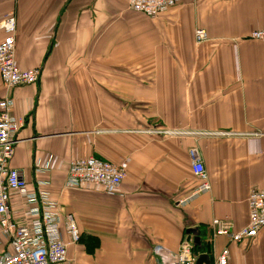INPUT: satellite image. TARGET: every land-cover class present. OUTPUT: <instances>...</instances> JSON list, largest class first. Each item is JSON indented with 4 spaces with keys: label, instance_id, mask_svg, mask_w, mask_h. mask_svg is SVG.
<instances>
[{
    "label": "crops",
    "instance_id": "obj_1",
    "mask_svg": "<svg viewBox=\"0 0 264 264\" xmlns=\"http://www.w3.org/2000/svg\"><path fill=\"white\" fill-rule=\"evenodd\" d=\"M8 15L18 67L41 71L12 91L0 79V102L9 96L27 122L11 167L30 189L48 182L61 213L75 216L73 264H156V247L177 254L188 236L211 262L228 247L229 264H264V228L213 246L209 226L245 228L250 192H264V44L248 39L264 29V0H181L156 19L129 0H0V21ZM192 148L211 191L180 204L197 186ZM88 156L124 166L115 195L65 187L71 161ZM13 207L22 220L23 205Z\"/></svg>",
    "mask_w": 264,
    "mask_h": 264
},
{
    "label": "built area",
    "instance_id": "obj_2",
    "mask_svg": "<svg viewBox=\"0 0 264 264\" xmlns=\"http://www.w3.org/2000/svg\"><path fill=\"white\" fill-rule=\"evenodd\" d=\"M181 0H129L130 10L150 19L177 6ZM16 20L8 15L0 21V79L4 87L15 88L35 84L40 69L22 70L16 63ZM249 39L264 44V29L251 32ZM195 44L202 45L209 40L204 29H197ZM14 100L9 96L0 102V264H73L69 247L80 243L81 232L73 214H63L60 203L44 188L49 184L38 177L34 188L11 167L17 146V136L26 126L25 119L15 116ZM158 133V131H154ZM162 133V132H161ZM226 135V134H223ZM191 169L196 188L190 196L181 201L186 204L193 198L211 191L204 160L198 148L189 150ZM37 176L47 174L51 169L50 160L37 162ZM126 177L124 166L112 164L88 156L71 161L67 171L65 187L68 189H102L108 195H115ZM18 200L25 210L19 221L14 212V201ZM249 208L248 225L235 231L232 223L225 219H214L210 223L211 241L224 237L229 243L242 244L254 239L264 228V192L252 190L247 199ZM194 239L188 236L180 244L177 254L158 246L154 250L156 264H197ZM230 250L224 248L214 256L210 264H229Z\"/></svg>",
    "mask_w": 264,
    "mask_h": 264
},
{
    "label": "water",
    "instance_id": "obj_3",
    "mask_svg": "<svg viewBox=\"0 0 264 264\" xmlns=\"http://www.w3.org/2000/svg\"><path fill=\"white\" fill-rule=\"evenodd\" d=\"M195 232V230L194 229H190V230H188V234L189 235H191V234H193ZM195 244H197L198 246L200 245L199 244V238H196L195 239ZM211 263V259H210V257H209V255H207V254H203V255H201V256H199V258H198V260H197V264H210Z\"/></svg>",
    "mask_w": 264,
    "mask_h": 264
},
{
    "label": "rangeland",
    "instance_id": "obj_4",
    "mask_svg": "<svg viewBox=\"0 0 264 264\" xmlns=\"http://www.w3.org/2000/svg\"><path fill=\"white\" fill-rule=\"evenodd\" d=\"M249 39V38H248ZM251 40V39H250ZM86 189V188H85ZM87 189H89V188H87ZM82 190H84V189H82ZM213 221V220H212ZM88 239V238H87ZM80 242H81V239H80ZM79 245V244H78ZM98 261H99V263H102V261H101V259H98ZM78 264H80V263H78Z\"/></svg>",
    "mask_w": 264,
    "mask_h": 264
},
{
    "label": "trees",
    "instance_id": "obj_5",
    "mask_svg": "<svg viewBox=\"0 0 264 264\" xmlns=\"http://www.w3.org/2000/svg\"><path fill=\"white\" fill-rule=\"evenodd\" d=\"M81 238H82V236H81Z\"/></svg>",
    "mask_w": 264,
    "mask_h": 264
}]
</instances>
